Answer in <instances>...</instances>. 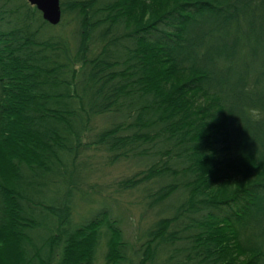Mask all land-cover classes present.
I'll use <instances>...</instances> for the list:
<instances>
[{"label":"trees","instance_id":"1","mask_svg":"<svg viewBox=\"0 0 264 264\" xmlns=\"http://www.w3.org/2000/svg\"><path fill=\"white\" fill-rule=\"evenodd\" d=\"M59 1L0 0V264H93L100 228L103 264H264V0ZM89 146L175 201L133 244L72 222Z\"/></svg>","mask_w":264,"mask_h":264},{"label":"rangeland","instance_id":"2","mask_svg":"<svg viewBox=\"0 0 264 264\" xmlns=\"http://www.w3.org/2000/svg\"><path fill=\"white\" fill-rule=\"evenodd\" d=\"M66 18L67 16H61L60 22L64 23ZM69 30L70 27L67 26L63 34L65 35ZM106 121L107 118L97 116L93 118L92 123L100 127L105 126ZM90 137H92L91 131L87 135V140H90ZM107 155L106 151L95 146H89L81 153L80 166H77L79 177L76 179L87 194L80 192L76 195L77 191L74 193L71 219L74 223L81 222L92 216L95 209L104 206L106 209L102 211L108 214L110 219L115 220V225L121 230L123 239L133 244L157 216L169 213V206L175 201L170 198L160 203L148 204L150 198L147 194L158 185V181L147 180L132 187H121L119 182L143 169V165L131 158L111 162L107 160ZM62 189V183H54L48 187L46 196L56 198V194ZM116 219L119 221L117 222ZM100 230L101 235L96 244L93 264L104 263L108 236L104 228Z\"/></svg>","mask_w":264,"mask_h":264},{"label":"water","instance_id":"3","mask_svg":"<svg viewBox=\"0 0 264 264\" xmlns=\"http://www.w3.org/2000/svg\"><path fill=\"white\" fill-rule=\"evenodd\" d=\"M33 5L41 15V18L51 25L59 22L61 17V8L59 0H27Z\"/></svg>","mask_w":264,"mask_h":264},{"label":"clouds","instance_id":"4","mask_svg":"<svg viewBox=\"0 0 264 264\" xmlns=\"http://www.w3.org/2000/svg\"><path fill=\"white\" fill-rule=\"evenodd\" d=\"M249 115L251 118H254V119L260 118V112L258 109H255V108L249 110Z\"/></svg>","mask_w":264,"mask_h":264}]
</instances>
